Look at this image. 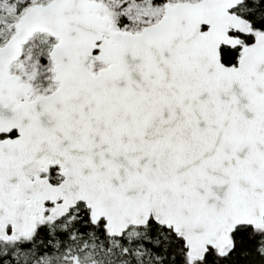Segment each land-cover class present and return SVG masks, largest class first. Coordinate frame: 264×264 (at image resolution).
<instances>
[{"label":"snow or ice","instance_id":"6c2138e0","mask_svg":"<svg viewBox=\"0 0 264 264\" xmlns=\"http://www.w3.org/2000/svg\"><path fill=\"white\" fill-rule=\"evenodd\" d=\"M0 264H264V0H0Z\"/></svg>","mask_w":264,"mask_h":264}]
</instances>
